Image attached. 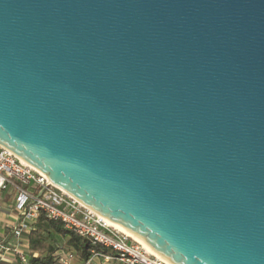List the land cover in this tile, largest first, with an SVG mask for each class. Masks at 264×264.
<instances>
[{
    "label": "water",
    "instance_id": "obj_1",
    "mask_svg": "<svg viewBox=\"0 0 264 264\" xmlns=\"http://www.w3.org/2000/svg\"><path fill=\"white\" fill-rule=\"evenodd\" d=\"M0 146L171 264H264V0H0Z\"/></svg>",
    "mask_w": 264,
    "mask_h": 264
},
{
    "label": "built area",
    "instance_id": "obj_2",
    "mask_svg": "<svg viewBox=\"0 0 264 264\" xmlns=\"http://www.w3.org/2000/svg\"><path fill=\"white\" fill-rule=\"evenodd\" d=\"M9 186L15 190L13 211L18 216V223L12 227L11 235L17 243L0 244V260L10 252L15 264H29V257L19 249L18 244L22 235L29 233L43 215L45 220L60 222L66 231L110 252L102 254L91 250L90 257L81 264H93L97 257L106 261L116 260L121 264H167L162 258L149 254L126 234L109 226L99 215L52 185L45 175L0 146V192ZM74 257L73 252H64L59 264H70Z\"/></svg>",
    "mask_w": 264,
    "mask_h": 264
},
{
    "label": "trees",
    "instance_id": "obj_3",
    "mask_svg": "<svg viewBox=\"0 0 264 264\" xmlns=\"http://www.w3.org/2000/svg\"><path fill=\"white\" fill-rule=\"evenodd\" d=\"M44 236L52 238L59 237L64 240V244L61 248L50 245L43 253L34 256L33 252L39 250L40 243ZM27 237L30 250L28 254L29 264H59L66 248L74 251L82 261H85L90 257L91 250L102 254H110L108 250L101 246L92 244L89 240L80 238L72 232L66 231L63 229L60 222L45 220L43 215H41L32 226Z\"/></svg>",
    "mask_w": 264,
    "mask_h": 264
},
{
    "label": "crops",
    "instance_id": "obj_4",
    "mask_svg": "<svg viewBox=\"0 0 264 264\" xmlns=\"http://www.w3.org/2000/svg\"><path fill=\"white\" fill-rule=\"evenodd\" d=\"M12 191L10 196V204L9 205H1L0 206V244H9V245H15L17 242L12 237V227L15 226L18 223V216L13 211V200L15 196V190L13 186H9ZM32 229V227H31ZM30 233V232H29ZM25 233L22 235L20 242L18 244L19 249L25 253L27 256L30 252L29 250V244H28V234ZM63 244L64 240L62 239ZM62 244V245H63ZM62 246L58 247L61 248ZM64 252H73L71 249H67ZM40 254L39 250L37 252H33L34 256H37ZM83 261L75 254L74 259L71 261L70 264H81ZM93 264H121L116 260H103L101 257H97L93 260ZM0 264H15L14 258L11 256V253H7L4 255L3 259L0 260Z\"/></svg>",
    "mask_w": 264,
    "mask_h": 264
},
{
    "label": "rangeland",
    "instance_id": "obj_5",
    "mask_svg": "<svg viewBox=\"0 0 264 264\" xmlns=\"http://www.w3.org/2000/svg\"><path fill=\"white\" fill-rule=\"evenodd\" d=\"M12 190L10 188H7L4 191L0 192V206L3 205H9L10 204V196ZM63 241L59 237H49V236H44L43 240L40 243L39 247V252L43 253L48 246H55V247H60L63 246Z\"/></svg>",
    "mask_w": 264,
    "mask_h": 264
},
{
    "label": "bare ground",
    "instance_id": "obj_6",
    "mask_svg": "<svg viewBox=\"0 0 264 264\" xmlns=\"http://www.w3.org/2000/svg\"><path fill=\"white\" fill-rule=\"evenodd\" d=\"M25 163V162H24ZM104 219V218H103ZM104 221L111 227L115 228L116 230L126 234L127 236H129L130 238H132L134 241H136L138 244H140L141 246H143V248L151 255L153 256H157L160 257L159 255H157L141 238L137 237L136 235H134L133 233H131L130 231H128L127 229L123 228L122 226L112 223L110 221H108L107 219H104ZM161 258V257H160ZM163 259V258H162ZM167 264H171L169 263L167 260L163 259Z\"/></svg>",
    "mask_w": 264,
    "mask_h": 264
}]
</instances>
